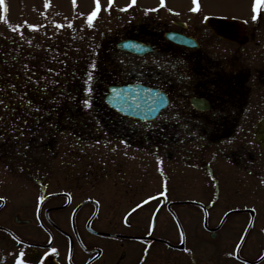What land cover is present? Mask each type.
<instances>
[{
  "label": "flooded vegetation",
  "instance_id": "1",
  "mask_svg": "<svg viewBox=\"0 0 264 264\" xmlns=\"http://www.w3.org/2000/svg\"><path fill=\"white\" fill-rule=\"evenodd\" d=\"M202 26L190 30L178 20L122 26L91 63L88 119L159 162L191 157L208 172L212 162L223 163L237 190L250 177L262 192H201L202 199L157 194L139 207L135 192H40L35 229L46 242L1 232L41 264H264V34L255 33L259 22L251 30L203 18ZM123 87L155 91L166 103L151 120L126 118L104 104L110 88ZM92 100L101 102V113ZM77 114L66 118L75 121ZM113 117L118 125L108 124ZM72 127L79 129L67 130ZM123 206L128 210L119 215ZM144 210L145 221L136 217ZM14 223L30 221L15 217ZM59 237L67 248L60 260Z\"/></svg>",
  "mask_w": 264,
  "mask_h": 264
},
{
  "label": "rangeland",
  "instance_id": "2",
  "mask_svg": "<svg viewBox=\"0 0 264 264\" xmlns=\"http://www.w3.org/2000/svg\"><path fill=\"white\" fill-rule=\"evenodd\" d=\"M99 2L101 10L89 27L85 21L94 7L93 0H75V5L73 0H47V8L45 0H4V19L0 20V100L10 105L6 109L0 105V200L4 201L0 227L30 242H46L35 229L34 211L40 192H135V206L154 195L173 196L175 192L200 199L201 192H262L256 184L251 187L250 177L245 178V187L237 184L242 191L237 190L223 163L212 162L208 172L198 168L191 157L159 162L152 151L124 146L93 126L92 113L82 101L87 98L86 81L99 46L114 42L122 26L140 21L164 25L178 20L190 30H201L203 18L207 17L241 22L251 30L259 22L255 33L264 34V7L258 9L257 20L253 21L252 0H198L196 12L188 10L191 0H165L164 7H159V0H136L126 12L119 9L130 0H114L108 11L104 10L107 0ZM152 8L157 11H144ZM30 75L35 82L28 81ZM41 76L45 80H39ZM46 81L50 82L45 84ZM35 97L40 98L37 103ZM74 113H79L77 120L66 118ZM81 115L87 121H80ZM69 125H79V129L72 127L75 132L68 131ZM215 168L221 175H215ZM126 210L123 206L119 215ZM145 212H138L136 217L145 221ZM15 217L30 224L17 226ZM60 239L55 245L58 260L67 253ZM21 250L25 264H32L30 251L0 231V264H15ZM77 256L75 250L74 257Z\"/></svg>",
  "mask_w": 264,
  "mask_h": 264
},
{
  "label": "water",
  "instance_id": "3",
  "mask_svg": "<svg viewBox=\"0 0 264 264\" xmlns=\"http://www.w3.org/2000/svg\"><path fill=\"white\" fill-rule=\"evenodd\" d=\"M171 41L176 44H186L182 41ZM126 46L127 48L124 46V49L129 50V45ZM165 103L166 101L157 92L141 87L110 88L104 99V104L110 110L124 117L142 121L153 119Z\"/></svg>",
  "mask_w": 264,
  "mask_h": 264
},
{
  "label": "snow or ice",
  "instance_id": "4",
  "mask_svg": "<svg viewBox=\"0 0 264 264\" xmlns=\"http://www.w3.org/2000/svg\"><path fill=\"white\" fill-rule=\"evenodd\" d=\"M93 3H94V7L87 14L86 21H85L86 24L89 27L93 26V20L97 17L98 12L101 10V4H100L99 0H93ZM113 3H114V0H107V7H105L104 10L108 11L112 7ZM135 3H136V0H130V2L127 5H125L124 7L120 8L119 11L120 12H126L129 8H131L133 5H135ZM191 4H192V7H190L188 10L190 12H196L198 10V8H199L198 0H191ZM73 5H75V0H73ZM44 6H45V8L48 7L47 0H45V5ZM164 6H165V0H159V7H164ZM262 7H264V0H252V3H251V12H252L251 19L253 21L257 20L258 9H260ZM4 10H5L4 0H0V20L4 19V16H3V11ZM144 11L145 12H148V11H153L154 12V11H157V9L156 8L145 9ZM168 11L169 12H173L172 9H168ZM41 14H43V13H41ZM173 14L174 15H179L178 12H174ZM205 19H207V17H205ZM27 26L30 29H34L33 25H27ZM56 27L60 28V27H62V25H56ZM68 27H71V24H69ZM14 30L18 31L19 29L16 28ZM91 67L95 68V65H91ZM24 68H25V71L28 70V66L27 65H25ZM48 71L51 72L52 70L48 69ZM27 79H28L29 82H35V81H33V76L32 75L28 76ZM38 79L41 80V81L45 80V78L43 76L39 77ZM93 79H94V76L91 73L88 74V80L86 81V83H90ZM49 82L50 81H46L45 84H47ZM91 91H92L91 87H86L85 88V92L87 94H90ZM82 103H83V106L85 108H88L90 106V101L87 98H85L82 101ZM0 105H2L5 109L7 108V105L4 104V102L2 100H0ZM165 119H167V117H165ZM172 119H176V117H172ZM0 120H2V117H0ZM261 183H264V180H262ZM0 199H2V198H0ZM137 207H139V205H137ZM53 251H55V250H53ZM24 255H25V253L23 252V250H21L16 255L15 264H25V261L23 259ZM45 255H47V253H45ZM40 259H43V257H40ZM32 264H36V260L35 259L32 260Z\"/></svg>",
  "mask_w": 264,
  "mask_h": 264
},
{
  "label": "trees",
  "instance_id": "5",
  "mask_svg": "<svg viewBox=\"0 0 264 264\" xmlns=\"http://www.w3.org/2000/svg\"><path fill=\"white\" fill-rule=\"evenodd\" d=\"M17 85H18V83H16ZM3 89V87H0V90H2ZM3 97H5L4 95H2ZM92 103H93V105L95 106V108L99 111V109L100 110H103V106L101 105V102L99 101V100H93L92 101ZM100 112V111H99ZM111 120L109 121V123L108 124H113V125H118V120L120 119V118H110ZM122 134V136H123V138L124 139H126V138H129V136H128V133H121Z\"/></svg>",
  "mask_w": 264,
  "mask_h": 264
}]
</instances>
